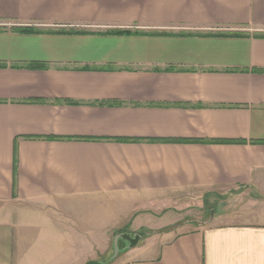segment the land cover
<instances>
[{
  "label": "crops",
  "instance_id": "1",
  "mask_svg": "<svg viewBox=\"0 0 264 264\" xmlns=\"http://www.w3.org/2000/svg\"><path fill=\"white\" fill-rule=\"evenodd\" d=\"M147 227L118 264H264V0H0V264Z\"/></svg>",
  "mask_w": 264,
  "mask_h": 264
},
{
  "label": "rangeland",
  "instance_id": "2",
  "mask_svg": "<svg viewBox=\"0 0 264 264\" xmlns=\"http://www.w3.org/2000/svg\"><path fill=\"white\" fill-rule=\"evenodd\" d=\"M224 196L219 195L216 198L215 195H211V194L209 196H204L201 193H195V192L178 193L175 195L174 202L171 203L173 204L174 207V213L173 211H171V214L173 213L172 214L173 216L175 217L178 216V218H183L185 221L189 220L190 227H194L200 224H206L207 222L212 223L214 220L216 222H222V223L229 222L230 221L229 209H228L229 203L228 201L225 200L226 197ZM212 209H214L213 215H211ZM36 212L38 213L36 216L38 217L44 216L43 215L44 212L43 213L38 212V210ZM140 230L138 232L130 231L129 233H131L132 235H134L135 233H140L144 236V240H145L147 237H149L155 232V228H151V227L142 228ZM117 235L111 238V241L108 245L109 250L106 253L101 254L102 252L100 251L97 261L94 264H104V263L109 264V261H111L112 258H114L115 260L111 264H118L127 258V256L124 253H120L119 255H117V251H121L123 245L125 244L124 239H119V242L116 244V247L114 246V240ZM144 240H141V242H143ZM97 255L98 254L96 253V256Z\"/></svg>",
  "mask_w": 264,
  "mask_h": 264
},
{
  "label": "water",
  "instance_id": "3",
  "mask_svg": "<svg viewBox=\"0 0 264 264\" xmlns=\"http://www.w3.org/2000/svg\"><path fill=\"white\" fill-rule=\"evenodd\" d=\"M213 214H214V209L211 210V215H213ZM119 239L125 240V244H124L125 248H122L121 251H117V255L120 254L121 252H123V250H125V249H128L130 247H134V246L138 245L141 242V240L143 239V237L139 233H135L134 235H132L129 232L121 233L115 237V240H114V246L115 247H116V244L119 242ZM117 255H115V256H117ZM113 259L114 258H112L111 261Z\"/></svg>",
  "mask_w": 264,
  "mask_h": 264
},
{
  "label": "trees",
  "instance_id": "4",
  "mask_svg": "<svg viewBox=\"0 0 264 264\" xmlns=\"http://www.w3.org/2000/svg\"><path fill=\"white\" fill-rule=\"evenodd\" d=\"M13 30H16V31H24V32H36L38 30H35L33 28H26V27H17V28H12ZM116 33H129V31L127 30H124V31H116ZM34 68H43L45 67L43 64H33ZM95 262H91V264H94Z\"/></svg>",
  "mask_w": 264,
  "mask_h": 264
}]
</instances>
